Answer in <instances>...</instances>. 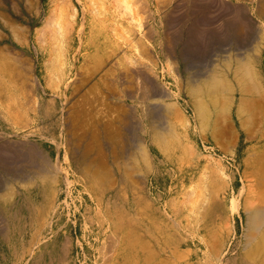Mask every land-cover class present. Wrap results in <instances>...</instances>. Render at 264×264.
I'll return each instance as SVG.
<instances>
[{
  "label": "rangeland",
  "instance_id": "1",
  "mask_svg": "<svg viewBox=\"0 0 264 264\" xmlns=\"http://www.w3.org/2000/svg\"><path fill=\"white\" fill-rule=\"evenodd\" d=\"M55 1L0 0V54L5 58L6 67L12 69V80L7 81L3 74L1 78L7 84L14 85L15 95L20 100L15 105L16 112H19L12 114V111L8 116L21 115L24 123H27L23 129L11 130L3 123L2 116L5 115L0 116V144L10 143L24 152L17 151L13 159L0 163V188L8 186L7 192H0L1 198L19 185L16 180L27 176L33 178L41 168L52 171L51 166L56 159L64 168H69L58 157L64 123L67 150L72 152L74 145L82 152L81 156L79 152L73 153L72 166L78 171L70 176V186L66 188L63 182L59 184L61 193L58 199L62 204L61 211L55 217L62 226L61 233L75 243H67L66 248H50V255L47 254L35 264H264L263 231L252 233L253 237L258 235L256 242L262 239L260 243L263 247L256 252L251 249L252 244H257L252 241L251 247L246 246L248 241L245 239V210L248 207L264 208V99L255 98L252 116H239L236 119L217 116L220 118L216 121L214 118L217 117L212 116L211 121L206 120L209 122L206 126H203L199 116H191L189 110L185 116H166L165 113L163 118L157 109V112L155 109L153 111L151 105L157 103L158 98L146 93L143 82L132 67L121 64L125 70L124 77L115 80L120 60L118 49L109 41L98 38L95 31L89 33L86 39L78 33H70L75 21H81L82 7L77 1L64 0L65 8L68 6V20H72L69 21L71 29H64L60 24L56 27V21L53 22L54 28L51 26L49 16L54 11L52 8L60 7L59 1L63 6V0ZM179 2L183 6H179ZM189 2L191 0H168L165 10L159 11L169 13L177 5L179 12ZM154 8L153 2H147L143 9V20L147 14L149 16L145 19L146 27L154 32L147 42L152 46L157 41L160 45L167 43L170 46L168 32L166 34L161 29L162 25L156 27L159 25L152 20L157 17V9ZM58 28L63 29L60 31ZM204 35L205 38L197 42L199 46L194 45L197 51H192L193 55L188 61L177 59L178 51L174 57L165 51L169 60L177 64L171 72L161 59L151 53L153 63L150 67H161L167 71L161 77L163 84L172 80L174 84L184 86L192 74L215 60V52L223 55L229 48L228 43L230 46L231 41L227 38L223 41L227 46L222 47L223 42L219 44L222 49L218 44L210 43L211 33ZM251 39L249 36L246 38L245 47L248 49ZM205 40L208 41L207 45ZM58 50L64 55L61 68L66 70L71 66L72 70L78 72L76 82L69 89L60 90L59 84L56 85L58 80L49 74ZM66 54L72 55L69 64H66ZM196 54L199 56L195 59ZM211 58H214L213 61ZM195 63L196 68L192 66ZM148 68L144 67L143 71L152 76L154 73ZM64 73L71 76V72ZM6 100L5 95L0 97V103ZM175 107L179 109V106ZM59 116H63L62 122ZM161 132L164 138L167 137V143L163 136L165 142L162 141ZM141 147L147 151L149 159L145 158L147 156ZM221 170L223 173H220ZM84 171L86 176L82 174ZM210 173L213 178H209L212 177ZM199 184L202 188L198 187ZM26 199V206L21 208L23 211H18L9 219L10 234L0 233V264H33L28 254L32 250L31 244L27 243L31 235L28 210L36 200L31 196ZM103 233L108 237L105 244L109 246H101Z\"/></svg>",
  "mask_w": 264,
  "mask_h": 264
},
{
  "label": "bare ground",
  "instance_id": "2",
  "mask_svg": "<svg viewBox=\"0 0 264 264\" xmlns=\"http://www.w3.org/2000/svg\"><path fill=\"white\" fill-rule=\"evenodd\" d=\"M75 1H77L82 7V14H81V16L79 15L81 17V21L80 22L77 20L75 21L74 26H72L73 27L72 32H70V33H73V34L78 33L82 38L86 39L87 36L89 35V33H92L93 31H95L98 35L97 36L98 38H103L104 40L109 41L110 44H112V46L114 48L118 49L120 60L118 63V68L116 70L117 75L115 77V80L119 81L121 77L122 78L124 77L125 70L123 69V67H121V64H126V65H129L130 67H132L133 71L136 73V74L135 73L134 74L137 75V77L143 82L142 85H144V88L146 89V93L150 97H157L158 98V99L155 98L157 100L156 101L157 103H153V104L151 103V105L153 107V111H155L157 109L162 114L163 118L165 117L164 116L165 113H166V116L168 114H171V116L173 115L174 117L176 115L179 116V114L181 116H185L186 115L185 113L187 112V110H189L190 111L189 114H191V116H199V118H201L200 120L203 121V126H204V124L206 126L209 123V122L207 123L206 120H209L210 118L212 120L213 119L212 116H216V117L217 116H231V117H233V119H236L239 116H252L253 115L252 108L255 106V102H256L255 98L261 97L262 99H264V71H263V63H264V0H193V1L191 0V3L189 2L190 3L189 5L185 4L186 6H184V8H182V9H180V11H179L180 13L177 11L180 8L177 5H176V8L174 10L172 9V11H170L169 13H167L166 11L164 13H163V11L160 13L161 10H165L164 8H165L168 0H75ZM55 2H58V0ZM59 2H61V1H59ZM59 2H58V4H60V7H58V5L57 6L55 5L56 7L52 8V9H54V11L52 12V15L50 14V16H49V18L54 19V21H52V20L50 21V19L48 18L49 22H50V24L52 23L51 26H53V24L56 21L57 24H54V25H56V27H57V25L60 24V26L63 27L64 29H67V28L71 29V23L69 21H72V20H68L69 19V11H67L68 9H66L68 6L65 8L64 5H66V3L64 2V0L62 2L63 6H61V3H59ZM147 2H150V4H152V2L154 3L155 8L157 9V13L155 12L157 17L152 18V20L156 24L159 25L156 27H160L162 25L161 29L166 31V34L168 32L167 36L169 35V37H170L169 38L170 43H171L170 46L167 43H165L166 44L165 46H163L164 44L160 45L159 41H157L156 44H153V46H152L150 43L147 42V41H150L151 34L153 32L152 28L146 27L145 19H147L149 17L148 14H147L148 17L146 16V18H144V20H143V16H142L144 14V10L147 8L146 7L144 9V6ZM185 3H187V2H185ZM178 5L183 6V4H181V3ZM73 10H75V9H73ZM55 13H57V15ZM74 13L76 14L75 11H74ZM148 13H149V11H148ZM165 13H167V14H165ZM54 15H56V16H54ZM73 16H76V15H73ZM224 18H226V19H224ZM73 21H74V19H73ZM226 22H228V23H226ZM47 25L50 27L49 23ZM53 28H54V26H53ZM63 28H61V29H63ZM58 29H60V28H58ZM61 29H60V31H61ZM55 32H56V30H55ZM157 32L160 35V31L158 30ZM203 33L204 34L205 33H211V38L209 40L210 43H214V44L216 43L218 45L220 43H222L225 38H227V40L231 41L230 46H229V43H228V46L225 45L224 44L225 42H223V44H221V45H222V47L227 46L229 48L228 49L226 48L227 50L223 53V55L215 54L216 52L212 51V52H215L214 54L212 53L214 56L216 55L215 60L213 61L214 58H211V60L213 61L212 63H210L211 65L210 64H208L207 66L205 65V68L203 67L204 69H202V70L200 69V66H199V69L201 71L198 70L197 73H194V74L191 73L192 75L191 74H190L191 76L189 75L190 78L189 79L187 78L188 80H187L186 84H184V86H182L178 83L174 84L172 82V80H171V82L168 81L170 84L168 82L166 84H163V79H161V77L164 75V72H167V71H165V68H161V67L158 69H154L153 68L154 66L150 67V65L153 63L151 61V59H152L151 57L153 55H155L157 58L161 59L165 63V67L170 71L173 69V67H175L177 65V64L176 65L173 64L172 60H169L170 57H174L173 56L174 53H177V51H178L177 59H180L183 61H188L189 57H191L193 55L192 51L197 49L194 45L197 44V46H199V44L197 43L199 41V39L205 38L204 37L205 35ZM40 34H42V33H40ZM57 34H56V36H58ZM162 34H163V32H162ZM248 36H249V38H252L251 39L252 40L251 46H249V49L247 47H245L246 46L245 45L246 44L245 43L246 38ZM209 37L207 36L206 38H209ZM54 39H55V36H54ZM100 40H102V39H100ZM201 41H202V39H201ZM207 42L208 41H206V43H205L206 45H207ZM227 42H229V41H227ZM143 44H146L147 47H145ZM200 44H203V43H200ZM212 46L213 45L211 44V47ZM160 47H161V51H160ZM202 48H205V47L203 46ZM222 49H224V48H222ZM199 50H198V52H199ZM201 50H203V49H201ZM130 51L132 53H130ZM165 51L169 54V56L170 55L171 56L170 57L167 56L165 54ZM202 52L204 54V51H202ZM221 52H222V50H221ZM55 54H54L55 56L53 57V62L50 61L51 62V68L50 69L52 71L48 68V70H50V73H49V71H48V73L50 75H52L53 78L58 80L56 82V85H57V83L59 84L58 88L60 90H62L64 88L69 89V87H71L76 82V80H77L76 77L78 76V72H76V70L75 71L72 70L71 66L69 68H66V70L62 69L63 67L61 65L63 64V62H62L61 58L64 57V55L61 53L60 50H58L57 53H55ZM208 55H210V52ZM196 56H199V55L196 54L195 59H196ZM10 58L12 59V57H10ZM71 58H72V55L66 54V64L71 63ZM4 59L5 58H3L0 54V80H1V82H0V97L2 95H5L7 97V100L5 103H0V107L2 105H5V107L2 106L3 108L0 109V112H1L0 116L2 114L5 115V116H2L3 117L2 119H3V123H4L6 128L10 127L11 130H20V129L27 127V123L26 122L24 123V118H22V116L18 115V114H17V116L16 115L15 116H12V115L8 116V115H10V113L12 111H14V112H12V114L19 112V110L16 112L17 107L15 105L17 103H19L20 100H18L17 96L15 95L14 85L7 84L1 78V75L3 74V75H5V77H7V81L12 80V75L10 74L11 73L10 71H12V69L8 68L10 66L6 67V63H5ZM13 59H14V57H13ZM198 59H199V57H198ZM15 60H16V58L14 59V61ZM156 60H158V59H156ZM47 62H48V60H47ZM50 62H49V64H50ZM7 65H11V64L8 63ZM200 65L203 66V64H200ZM192 66H195V68H196V63H195V65H192ZM144 67H147V68L149 67L150 69L149 68L148 69L150 71L152 70V73H154V74L152 75L150 73L152 75V76H150L147 73H145L143 71ZM54 68L56 70H54ZM20 69H22V68H20ZM125 69H127V68H125ZM185 69H186V67H185ZM64 71L65 72H71L70 73L71 76L68 77V75L66 73H64ZM16 72H17V69H16ZM21 72L22 71L20 70V73ZM172 72H175V71H172ZM13 74H15V73H13ZM16 75L18 76V74H16ZM173 75L174 74H172V76ZM175 76H176V73H175ZM185 76H187V75H185ZM22 77H24V76H21V78ZM55 79H53V80H55ZM157 79H159L160 81L156 82ZM172 79L174 80V78H172ZM177 80L178 79H176V81ZM49 81H50V79H49ZM15 86H16V84H15ZM17 88L20 92L19 87H17ZM138 88H140V87H138ZM23 96H25V95H23ZM62 96H63V94H62ZM63 98H64V96H63ZM65 99H66V97H65ZM145 99L147 100L149 98L145 97ZM160 102H162V103H160ZM258 103H259V101L257 99V105H259ZM21 104H22V102H21ZM23 106L24 105L22 104V107ZM175 106H179V109H177ZM148 107H150V109L152 110L151 106L148 105ZM34 108L36 109V107H34ZM26 109H28V108H26ZM35 109H33V110H35ZM150 109L147 108L148 111ZM157 110H156V112H157ZM35 111H37V110H35ZM177 111H181L182 113H180V112L177 113ZM63 116H64V114H63ZM63 116H59V119L61 122L63 120ZM168 117H170V116H168ZM219 118L220 117L214 118V120L216 121ZM176 119L177 118H175V120ZM177 120H179V119H177ZM211 120H209V121H211ZM179 122H180V120H179ZM200 124H202V122H200ZM64 125L66 127L65 123H64ZM163 125L165 126V124H163ZM168 125H170V124H168ZM167 126L165 127V130L167 129ZM209 126H210V124H209ZM65 127L63 126L61 128L62 129V137H61V142L58 144V148L60 149L61 153L59 154L58 157L62 158L63 162L67 163L69 168L68 169L64 168L59 162L57 163V159H56V160H54V162L51 166V169H53L52 171H50V170L49 171L48 170L43 171L41 168L40 173L34 174L35 177H33V178L31 176H27L28 178H21V179H18V181L16 180V182L19 185L14 186L12 188L11 193L9 191V193H7L2 198H1L2 195H0V233L5 232V233H7V235L10 234V229H9V222L10 221H9V219L14 214H17L18 211H21V212L23 211L21 208L26 206L25 202L27 200L26 199L27 196H31L33 199L36 200L34 202V205L31 207V209L28 210V212L30 211L29 212L30 216L28 215L29 216V222L28 223H30V225L28 227L30 228L31 235L28 238V239H30V241L27 243L31 244V247H32V250L28 254L30 256L29 259H30L31 263H33V264L38 262L39 259H41V258L43 259L47 254L50 255V253L52 252L50 250V248H54L55 246H63V248H66L65 245H67V243H69V242H72V244L75 243V241L72 240L69 236L65 235L64 233H61L62 226L60 225L59 221H57L55 219L57 213L59 211H61V204H62V203L60 204L59 199H58V194L61 193V191H60L61 187H59V184L61 182H63V184L66 188L69 187L71 182H72L70 179V176L76 174L78 171V169H76L72 166V164H73L72 162H73V153L74 152L78 153L80 149L75 148V146L73 145L72 146V152L71 151L69 152L67 150V148H66V145H67L66 135L67 134H65V132H66ZM139 128H140V126H139ZM162 130H164V129H162ZM200 130L203 131L201 128H200ZM116 131H117V129H116ZM162 132H164V131H162ZM162 132L159 133L161 135V139L163 136V139L167 143V140H166L167 137L164 138L165 135H164V133L162 134ZM166 132L167 131H165V133ZM170 132L172 133V131H170ZM0 133H2V132H0ZM167 133H169V131ZM166 135L168 136V134H166ZM8 136H10V135H8ZM202 136L204 137V135H202ZM203 137H201L202 140H204ZM163 139H162V141H163ZM165 141H163V142H165ZM163 142H162V144H163ZM141 148L140 149L142 151L144 149V147H141ZM122 149H123V146H122ZM184 150H186V149H184ZM17 151L21 152L20 150H18V148H16L15 146H13L10 143L9 144H5V143L2 144L1 143L0 144V163H6L5 160L12 158ZM143 151H144V154L147 156L145 158L149 159V155L147 154V151L145 149ZM21 153H24V152H21ZM79 153L81 156L82 152H79ZM95 156H94V158H96ZM87 157L89 158V156H87ZM77 158H79V157L77 156ZM94 158H93V161H94ZM145 161H143V162H145ZM8 162H9V160H8ZM146 162L148 163V161H146ZM222 170L220 173H223ZM85 172L86 171L82 172V174L84 176L87 175V173H85ZM212 174L214 175V172ZM212 174H211L212 177H209V178H213ZM221 177H223V175ZM80 178H81V176H80ZM224 178H227V177H224ZM216 180H217V178H216ZM24 184H27V185H24ZM212 184H214V182ZM216 184L217 183H215V185ZM198 187H201V185L199 184ZM214 187L215 186H213V188ZM7 190H8L7 185L0 188V192L1 191L7 192ZM195 190H197V189H195ZM198 190H200V188ZM200 193L201 192H199V194ZM202 193H203V190H202ZM212 193H215V192H212ZM1 194H3V193H1ZM192 194H193V192H192ZM215 196H217V195H214V197ZM201 199H203V198H201ZM194 200H195V198H194ZM181 205H183V204H181ZM247 206H250V205H247ZM28 207H27V209H28ZM248 208L245 210V213H246L245 239L248 241V242L246 241L247 242L246 246L250 245V247H251V243H252V241H254L253 243H256L257 245L254 246L252 244L251 250H255V252H256L258 250V248L259 247L261 248V246H262V243H260V241L262 242V239L259 238L260 241L256 242L258 235L257 236L255 235L253 237L252 233L253 232L254 233H256V232L260 233L262 231L264 233V208H260V207H254L251 209H248ZM21 212H20V214H22ZM189 212H191V211H189ZM66 221H68V220H66ZM102 236H104V238H102L101 246L102 245L105 246L107 244V243L105 244V242H106V239H108V237H106L105 233H103ZM20 238H22L21 235H20ZM20 238H19V240H20ZM109 238H110V236H109ZM112 238H113V236H112ZM100 250L102 251V249H100ZM250 253H251L250 255L252 256L253 255L252 252H250ZM218 259H220V257H218Z\"/></svg>",
  "mask_w": 264,
  "mask_h": 264
}]
</instances>
